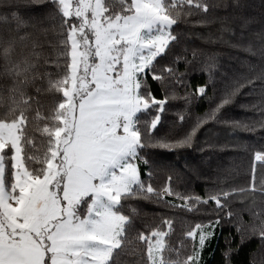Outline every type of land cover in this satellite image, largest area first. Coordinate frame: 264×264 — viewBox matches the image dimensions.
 <instances>
[{"label": "snow or ice", "instance_id": "1", "mask_svg": "<svg viewBox=\"0 0 264 264\" xmlns=\"http://www.w3.org/2000/svg\"><path fill=\"white\" fill-rule=\"evenodd\" d=\"M44 3L54 5L52 27L45 28L42 21L31 27L45 37L54 33L45 40L56 54L51 62L57 69L54 77L45 67L49 60H39L37 49L43 43L0 32V264H120L132 223L122 211L124 201L142 194L143 198L176 195L170 187L157 194L142 182L137 161L150 163L141 156L143 150L191 147L199 127L209 120L251 133L264 129V41L245 49L261 62H249L247 74L225 85L221 103L170 143L153 135L167 101L145 88L144 80L162 79L155 73L154 61L178 40L173 26L181 12L207 14L226 9L228 0H30L34 6ZM6 7L7 19L16 20V6ZM219 19L205 17L201 23ZM217 40L222 37H207L209 43ZM18 42L29 48L28 55L17 53ZM163 72L174 82L181 80L174 68ZM245 86L252 88L249 95L260 97L252 107L260 111L261 119L220 121V111ZM207 88L200 85L195 91L203 98ZM49 94L61 96L49 105ZM152 109L156 115L149 121L139 119L138 114ZM179 119L183 122L185 117ZM257 163L264 165V148L253 156L247 190H221L195 201L211 200L223 212L233 192L264 193V182L255 183ZM181 199L187 207L193 198ZM250 211L258 221L253 232L258 230L264 240V207ZM227 215L234 214L229 210ZM164 223L163 230L141 232L138 237L146 244L145 264H201V252L214 238L219 219L195 225L187 233L193 241L190 251L181 258L177 248L174 259L165 242L172 221Z\"/></svg>", "mask_w": 264, "mask_h": 264}, {"label": "trees", "instance_id": "2", "mask_svg": "<svg viewBox=\"0 0 264 264\" xmlns=\"http://www.w3.org/2000/svg\"><path fill=\"white\" fill-rule=\"evenodd\" d=\"M6 5L16 6L13 8L18 13L16 20L7 19L9 10ZM53 9L54 5L50 3L34 6L30 0H0V32L22 36L29 43L33 39L43 43L44 46L37 49L41 53L39 60L41 63L45 58L49 60L45 67L54 77L57 69L51 62L56 59V54L45 42L46 39L51 40L54 33L49 32L45 37L31 27L33 23L42 21L45 28H51L49 17ZM205 17L221 19L210 24L201 23ZM173 34L178 36V40L170 43L166 52L154 61L155 73L162 79L156 81L148 76L144 80L145 88L156 98L167 101L153 135L170 143L182 138L197 121H203L221 103L225 85L234 77L247 74L246 65L249 62H261L245 49L252 43L264 41V0H239L238 4L228 0L226 9H216L207 14L194 10V14L185 16L181 12L177 25L173 26ZM209 34L214 39L222 37V40L209 43ZM17 53L28 55L29 48L18 42ZM65 59L66 55L61 57V63ZM166 67L174 68L181 80L174 82L168 73L163 72ZM200 85L208 86L203 98L195 91ZM259 87L257 83L256 88ZM251 92L249 86L242 88L232 103L220 111L219 120L248 122L261 119L260 111L252 107L260 97L258 94L249 95ZM60 96L49 94L46 102L52 105ZM185 97H188L187 102ZM154 115L155 109L147 114H138L141 121H149ZM181 115L185 117L183 122L179 119ZM262 148L264 129L258 127L255 133H251L235 124L225 126L209 120L199 127L191 147L143 150L141 156L147 157L150 163L144 165L142 161H137L142 182L146 186L150 184L157 194L162 193L164 187H170L176 195L143 198L142 194L124 201L122 211L131 217L132 223L130 243L119 258L120 264H145L146 244L138 237L141 232L147 235L154 230H163L165 220L172 221L173 225L165 240L173 250L169 255L174 259L175 250L179 248L181 258H184L193 244L187 233L197 224L207 226L217 219L219 225L214 229V238L201 252V264H264V240L258 230L253 232V225H258V221L250 211L253 208L259 211L264 207V193L233 192L223 212H218L211 200L203 204L194 199H208L221 190H247L252 183L253 156ZM146 172L151 175H145ZM262 182L264 165L257 163L255 183L260 186ZM181 197L193 199H189L187 207H184L185 201ZM229 210L234 214L232 217L227 215Z\"/></svg>", "mask_w": 264, "mask_h": 264}]
</instances>
